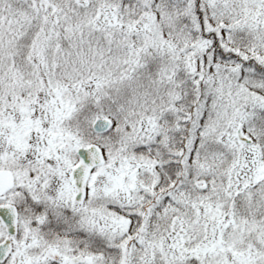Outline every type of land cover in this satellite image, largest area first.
Masks as SVG:
<instances>
[{
    "label": "snow or ice",
    "instance_id": "1",
    "mask_svg": "<svg viewBox=\"0 0 264 264\" xmlns=\"http://www.w3.org/2000/svg\"><path fill=\"white\" fill-rule=\"evenodd\" d=\"M0 264H264V0H0Z\"/></svg>",
    "mask_w": 264,
    "mask_h": 264
}]
</instances>
